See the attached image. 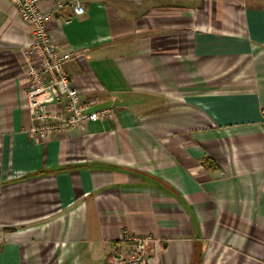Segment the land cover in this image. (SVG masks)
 Here are the masks:
<instances>
[{"label":"crops","instance_id":"1","mask_svg":"<svg viewBox=\"0 0 264 264\" xmlns=\"http://www.w3.org/2000/svg\"><path fill=\"white\" fill-rule=\"evenodd\" d=\"M79 2L49 37L109 113L42 141L30 31L0 0V264H108L135 237L149 264H264V0Z\"/></svg>","mask_w":264,"mask_h":264},{"label":"built area","instance_id":"2","mask_svg":"<svg viewBox=\"0 0 264 264\" xmlns=\"http://www.w3.org/2000/svg\"><path fill=\"white\" fill-rule=\"evenodd\" d=\"M30 31V39L21 50L27 69L28 85L26 107L35 123L29 131L31 137L44 141L51 135L70 133L104 119L109 111H91L90 104L82 100L65 66L80 61L84 54L53 43L49 37V23L66 6L74 7L78 15L84 14L79 0H53L51 12L40 8V0H10ZM150 237H135L133 248L126 254L115 251L108 264H149L152 251Z\"/></svg>","mask_w":264,"mask_h":264},{"label":"trees","instance_id":"3","mask_svg":"<svg viewBox=\"0 0 264 264\" xmlns=\"http://www.w3.org/2000/svg\"><path fill=\"white\" fill-rule=\"evenodd\" d=\"M205 165H206L207 167H212V163H211L210 160L205 161Z\"/></svg>","mask_w":264,"mask_h":264}]
</instances>
